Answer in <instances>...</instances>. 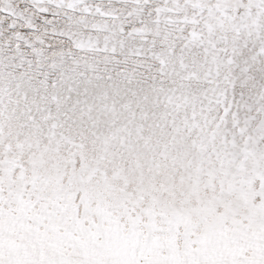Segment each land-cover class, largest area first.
<instances>
[{"label":"snow or ice","instance_id":"6c2138e0","mask_svg":"<svg viewBox=\"0 0 264 264\" xmlns=\"http://www.w3.org/2000/svg\"><path fill=\"white\" fill-rule=\"evenodd\" d=\"M0 264H264V0H0Z\"/></svg>","mask_w":264,"mask_h":264}]
</instances>
